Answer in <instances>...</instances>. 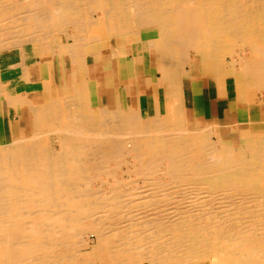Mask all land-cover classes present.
<instances>
[{"label":"bare ground","instance_id":"6f19581e","mask_svg":"<svg viewBox=\"0 0 264 264\" xmlns=\"http://www.w3.org/2000/svg\"><path fill=\"white\" fill-rule=\"evenodd\" d=\"M92 28L124 40L156 30L134 49L146 69L156 49L159 91L148 74L135 108H97ZM58 34L83 74L0 149V264H264V121L236 146L232 132L189 126L181 96L197 73L220 96L264 104V0H0V98H21L29 65L66 48ZM125 166L142 191L122 193Z\"/></svg>","mask_w":264,"mask_h":264},{"label":"crops","instance_id":"0c3cea01","mask_svg":"<svg viewBox=\"0 0 264 264\" xmlns=\"http://www.w3.org/2000/svg\"><path fill=\"white\" fill-rule=\"evenodd\" d=\"M157 36L156 30L145 29L140 32L138 38L140 41L147 42L156 39ZM100 41L101 49L98 60L90 46H86L83 53L86 61L85 80L92 84L91 100L97 108L115 110L117 109L115 103L119 99L123 100L126 106L135 108L138 99L147 92L148 74L151 78V86L155 91H159L156 85L161 77V72L157 67L156 49L148 50L146 69L135 53L134 45L137 40L134 38L124 40L121 37L109 36L105 33ZM71 44V41L69 44L59 43V46L66 48H60L59 53L47 55L45 61L38 59L29 65V87L22 92L18 101L10 102V98L7 96L0 98V149L27 139L31 135V113L34 107L56 100L74 81H80L83 73L79 72L72 52L67 49ZM114 49L116 53H114ZM182 80L181 96L183 95L184 114L194 123L211 124L217 126L218 132L227 131L236 134L250 130L253 123L264 121V104L249 108L242 106L238 101L229 99V96H220L217 86L211 85L210 81L203 76L201 79H195L192 75L184 77Z\"/></svg>","mask_w":264,"mask_h":264},{"label":"rangeland","instance_id":"374dc122","mask_svg":"<svg viewBox=\"0 0 264 264\" xmlns=\"http://www.w3.org/2000/svg\"><path fill=\"white\" fill-rule=\"evenodd\" d=\"M89 37H93V36H95V37H103L104 35H105V33H104V31H102V30H100L99 28L98 29H95V28H92V29H90L89 30ZM95 34V35H94ZM93 35V36H92ZM67 36H65V35H63V34H58V35H55V42H57L58 44L59 43H64V42H66L67 40ZM135 40H137V39H139L138 37H135L134 38ZM68 42V41H67ZM199 76V77H198ZM201 76L202 75H200V74H193V77H195V79H201ZM197 77V78H196ZM212 77V76H211ZM209 81H210V84L211 85H213V86H215L216 85V83H215V79H209ZM229 99H231V100H233V101H235V102H237V100L234 98V97H232V96H229ZM94 112H97L96 110L94 111ZM186 117H184V120H185V122H188L187 124L189 125V126H191V127H196V124L192 121V120H190V119H188V118H186ZM192 121V122H191ZM203 126V125H202ZM202 126H198L199 128L200 127H202ZM249 132V130H245V131H243V132H241V133H236V134H229L230 136H231V138H233V140H234V143H235V145L236 146H238L239 145V143H240V139H241V136L242 135H244V134H246V133H248ZM54 142V141H53ZM125 169L127 170V168H126V166L125 167H123V168H121V170H123V171H119L118 172V174H117V177L119 178L120 176L122 177V179L121 178H119V179H121L122 180V182H125V184H123V185H126V184H128V182H130V181H133V182H130V184H128L127 186H123L121 189H123V192L122 193H124V188L125 189H130L131 188V190H126V192L125 193H128V191L129 192H134V193H138V192H140V191H142L140 188H142V187H145L144 186V183L142 182V181H140L139 180V178H137V177H133L134 179L135 178H137L136 180H138V183H137V181L135 182V184H134V179L133 178H131V176H129L128 175V173H126V171H125ZM124 171H125V173H124ZM121 173V174H120ZM123 173V174H122ZM120 174V175H119ZM126 176H127V178H126ZM124 177V178H123ZM126 178V179H125ZM104 186V187H103ZM107 186L108 185H105V184H101V185H98V187H97V189L99 188H101V191H99V193L101 192L102 194L103 193H105L106 191L108 192V190H107ZM136 186V187H135ZM106 187V188H105ZM133 187V188H132ZM137 187H139V188H137ZM96 188V187H95ZM103 188H104V190H103ZM97 189H95V191L94 192H96V190ZM106 189V190H105ZM136 189H138V190H136ZM143 189V188H142ZM105 191V192H104ZM98 192V191H97ZM168 213V212H167ZM167 213H166V215H167ZM93 239H95V238H92V240ZM91 245H93V244H95V243H90Z\"/></svg>","mask_w":264,"mask_h":264}]
</instances>
